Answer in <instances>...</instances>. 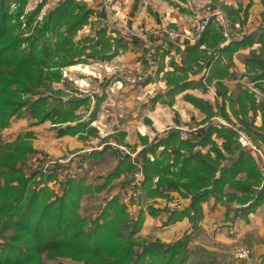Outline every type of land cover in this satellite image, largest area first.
I'll use <instances>...</instances> for the list:
<instances>
[{"label":"trees","instance_id":"1","mask_svg":"<svg viewBox=\"0 0 264 264\" xmlns=\"http://www.w3.org/2000/svg\"><path fill=\"white\" fill-rule=\"evenodd\" d=\"M44 3L45 0H40L34 8L25 11L27 0H0V264L50 261L54 264H204V259L191 257V232H184L172 241L139 236L142 213L131 216L117 194L108 196V189L97 211L85 215L79 209L83 194L80 180L66 173L57 189L47 185L57 177V170L69 166L68 163L51 164L47 169L43 164L27 170V153L34 151L27 139L30 134L3 141L2 130L13 116L27 110L37 120L56 115L61 116L60 120L72 121L76 106L85 102L75 97L63 100L47 90L52 78H60L59 67L81 59L83 51L73 37L89 21L93 10L85 0H58L39 15ZM12 4H15L13 9ZM261 16L264 20V10ZM230 21L234 27L239 26L236 19ZM217 28L206 27L185 56L186 69L194 63V72L205 61L210 62L207 81L215 74L223 75L220 64L226 58L224 54H231L235 48L230 44L237 41V35L232 34L229 42L222 44L226 39ZM258 29L260 51L252 52L250 61L252 66L260 68L255 79L264 82V22ZM105 33L106 28L99 26L92 34L93 45H106L104 48L100 45L101 50L93 54L96 57L109 58L119 47H125L120 38L104 39ZM181 78L173 76L171 81L176 85ZM221 89L225 94L226 88L221 85ZM260 89L264 93V84ZM185 96L207 112L205 130L200 135L193 132L189 139H181L177 128L150 141L144 138L137 154L142 167L141 191L145 195L168 197L169 191L174 190L182 197H189L188 203L180 208L159 209L166 213V223L187 216L192 229L196 228L201 203L210 196L220 197L226 220L247 218L250 211L264 202V174L254 156L259 154L236 138L237 130H243L258 147L252 130L264 131V125L257 127L252 119L240 117L247 115V101L256 109L253 94L243 90L234 98L229 95L237 124L230 121L223 102L219 106L218 112L231 125L209 121L215 112L212 106L196 96L187 93ZM234 101L239 104L238 111L234 109ZM260 107L264 115V101ZM84 124H65L63 130L75 133ZM213 133L221 138L220 143L212 137ZM259 135L264 137L262 133ZM108 148L118 158L101 186L121 172L130 174L129 182L133 181L135 165L120 148L107 144L102 150L89 153H102Z\"/></svg>","mask_w":264,"mask_h":264},{"label":"crops","instance_id":"2","mask_svg":"<svg viewBox=\"0 0 264 264\" xmlns=\"http://www.w3.org/2000/svg\"><path fill=\"white\" fill-rule=\"evenodd\" d=\"M57 1L51 3L50 6L55 5ZM207 1L210 0H85L93 10V17L100 18L101 26L106 28L104 39L107 38L112 41L120 38L125 44V47H119L112 57L119 59L125 57L126 63L136 69L139 66V59L143 60L141 75L147 77L144 80L143 87H147L144 92L149 91V87L154 89L153 94H150L148 99L140 101L141 105L144 106L147 102L150 103L147 110L150 121L146 124L142 121L140 122L141 125L131 123L129 125L127 122V124L122 122L119 128L115 125L114 128L117 127L118 131L116 134H112L110 138L117 144L139 152L144 145V138H148L150 141L156 136L161 137L183 123L196 126L195 133L203 134L208 121L207 112L188 100L185 96L186 93L196 96L212 106L215 112L209 121H216L217 124L222 123L218 120V117H221L228 123L227 125H231L218 112L219 106L223 102L230 121L237 124L238 119L233 114L229 95L234 98L243 90H247L248 93L253 94L256 109H252L247 101V115H241V112L239 115L246 120L252 119V124L257 127L264 125V115L260 107V102L264 101V93L260 87L264 82L258 78L255 79L260 68L252 66L250 61L252 52L260 51V29L258 28L264 22L261 16L264 10V0H211L227 11L229 17L236 19L241 27L239 33L236 34L237 41L230 44V47L235 49L231 54L225 53L226 58L220 64L223 75L220 77V75L215 74L211 81L206 80L210 62L205 61L202 68L196 72L193 71L196 68L194 63L191 64V68L186 69L185 67L188 65L185 56L196 42L190 33L195 19L200 15L196 9L201 8L202 4ZM47 4L48 2L45 7L48 6ZM116 20L129 24L133 30L132 35L123 37L119 34H113L112 32L116 30L111 27ZM215 27L217 28V26ZM167 28L178 30L180 35L175 40H171L164 32ZM253 33L255 35L252 36ZM228 42L229 40L226 39L222 44ZM173 76L182 77L176 85L171 81ZM167 79L170 81L168 82ZM220 83L226 88L225 94ZM129 96H132L131 93ZM203 97L206 101L203 100ZM96 101L95 103L100 102L101 98L96 97ZM233 104L234 109L238 111L239 104L237 101H234ZM126 119L131 120L129 115ZM259 133L264 136L263 130H252V137L260 147L259 156L257 157L255 154L254 156H256L259 167L264 174V137H261ZM212 137L220 143L221 138L216 137L215 133L212 134ZM110 138L104 139L102 137L100 146L94 150L100 151L105 145H111L108 141ZM88 141L85 140L86 143ZM160 149L161 147H159ZM206 149L207 147L203 148V150ZM83 150L84 155L89 154V150ZM123 175L124 178L121 182L119 178ZM125 178L126 176L122 172L114 178V183H111V186L107 188L110 196L117 194L123 202H125V196L122 193L127 192L126 194H128L130 189V182ZM168 194L169 198L145 195L142 191L139 202L133 211L135 216L139 212L143 213V222L138 231L142 237H159L164 241H170L178 238L184 232H191L190 247L193 249L198 247L195 238L196 233L207 234L215 239L212 246L201 244L209 250V255L206 257V260L209 261L210 256L212 258L216 256L219 259L224 256L218 249L219 247L227 251L226 249H230L237 242L253 246L256 242L264 239V202L250 211L246 219L238 216L233 221H228L224 218V205L218 199L210 196L201 203L202 217L197 223V227L192 229L186 216L173 222H164L166 213L159 212V209L163 206L180 208L189 201V197H182L177 191L171 190ZM229 234L230 237L226 238L225 235ZM251 252L252 254L248 259L246 258V262L250 260V264H264V252L259 253L262 256H259L256 250Z\"/></svg>","mask_w":264,"mask_h":264},{"label":"rangeland","instance_id":"3","mask_svg":"<svg viewBox=\"0 0 264 264\" xmlns=\"http://www.w3.org/2000/svg\"><path fill=\"white\" fill-rule=\"evenodd\" d=\"M38 1L39 0H27L25 11L34 8ZM56 1L57 0H45L46 3L48 2V6ZM46 3H44L39 15L44 12ZM208 4L221 9L219 4L210 0L204 2L202 7L200 6L201 8L196 9V12L202 14ZM11 7L12 9L15 8V4H12ZM221 10L227 16L226 11L224 9ZM39 15L38 17H40ZM91 15L89 21L77 29L73 37L75 44L81 47L83 51L82 55H80L81 59L72 64L59 67L60 78L58 80L52 78L49 90H47L52 96L61 97L63 100L74 97L84 99V103L80 102L79 105L76 106L73 112L74 117L71 119L72 121L60 120L61 116L56 115L49 116L45 120H37V117H31L26 110L21 115L13 116L9 125L2 130V139L4 142L12 141L21 135L25 136L28 133L30 134L27 136V139L30 141L34 151L27 153V161L25 163L27 170L40 168L43 164L44 169L52 166L51 164L54 165L59 162L62 164H69L67 167L59 168L56 172L57 177L49 181L47 185L57 189V185L60 180L66 176V173H70L72 178L80 180L83 187V194L79 209L85 215H90L97 211V208L102 204L101 202H103L105 190L111 186V183H114L115 177L111 179L112 182L101 186L105 181L106 175L115 167V160H117L118 156L109 148L100 154L96 153L92 155H90V153L84 155L83 149L92 152L94 148L100 146L99 143L102 137L107 139L108 137L110 138L112 134H116L118 129L117 127L115 129L114 126L116 125L119 128L122 122H127L129 125L130 123L141 125L140 122L142 121H144V124L148 123L150 121V115L147 110L150 103L147 102L146 106H144L141 105V102L148 99L149 95L154 92L153 87H149L148 89L150 90L144 92V90L147 89L146 86L143 87L144 80L147 77L143 74L141 75V64H143V60L139 59V66L138 69H136L126 63L125 57H120L119 59L112 57V55L109 58H100L98 55L97 57L93 55L101 50L100 45L101 48L102 46L104 48L106 45L104 43L93 45L94 40L92 34L95 29L101 26V19L94 18L93 13ZM226 18L229 20L232 19L228 16ZM114 24L111 28H115L118 32L114 31L112 32L113 34L115 33V35L119 34L120 36L127 37L128 35L121 34L117 28L118 26L124 25L128 26L130 29L129 36L132 35L133 30L129 24L122 23L120 20H116ZM168 29L174 28H167V30ZM240 29V26H236L234 34L239 33ZM190 31L193 39L196 40L199 36L198 31L195 30L194 26L191 27ZM164 32L167 33V31ZM150 54H152V52H150ZM130 93L132 95L131 97L129 96ZM96 97H100L101 101L95 103L97 102ZM203 100L206 101L204 97ZM44 108L46 109L47 107ZM39 115L41 114L39 113ZM128 115L131 120L126 119ZM77 122H84L85 124L80 130L77 129L78 131H75V133L63 130L65 124L73 125ZM184 125L189 124H180V126ZM178 126H176V128ZM85 140L89 141L86 143ZM111 140L113 139L110 138L108 141ZM84 142L85 144H83ZM258 148L260 149L259 145ZM123 173L126 176L125 179H131L130 174L126 172ZM122 178H124V175L119 178L121 182L123 181ZM134 190V187H130L128 194L124 192L122 195L125 196V204L129 214L135 217L133 211L139 202L142 191L134 195ZM135 193H138V191ZM108 196L110 195L108 194ZM138 235L141 236L140 234ZM225 236L229 238L230 234ZM195 238L198 247L193 248L191 257L192 259H194V257L201 260L204 259V264H250V260L246 262V259H236L233 257L232 250L235 247H247L250 249L251 254V251L254 250H256L258 254L264 252V239L256 242L253 246H248L245 243L239 244V242H237L235 245L231 246L230 249H226L227 251L219 247L218 249L224 256L220 259L216 258V256L214 258L210 256L209 261L208 259L206 260V257L209 255V250L201 244L212 246V242L215 240L214 237L212 238L207 234L197 232ZM259 256H262V254H259ZM47 264L54 263L50 261Z\"/></svg>","mask_w":264,"mask_h":264},{"label":"built area","instance_id":"4","mask_svg":"<svg viewBox=\"0 0 264 264\" xmlns=\"http://www.w3.org/2000/svg\"><path fill=\"white\" fill-rule=\"evenodd\" d=\"M227 16L224 12L212 5H207L202 14L194 21L193 26L196 31L200 34L208 25L214 24L215 26L219 27L222 35L225 39H228L232 34L235 33V27L232 25L231 21L226 18ZM119 32L123 35L130 34V29L128 26H118L117 27ZM167 37L171 40H175L179 35L180 32L176 29H168L166 30ZM197 36V35H196ZM135 80V79H134ZM139 80V77H138ZM218 120L223 124H228L223 118L218 117ZM179 137L181 139H189L192 138V133L195 132L196 126L192 125H184L177 127ZM237 141L243 146H249L257 153H260V149L252 142L250 136H248L243 130H237ZM109 143L114 146L118 147L122 150V152L128 157V160L135 165V169L133 172V181H131L130 187H134V195H137L141 191V181H142V167L140 161L137 159L138 152L136 150H131V148L117 144L114 140L109 141ZM138 191V193H135ZM233 257L236 259H246L248 258L251 253L250 249L247 247H235L232 250Z\"/></svg>","mask_w":264,"mask_h":264}]
</instances>
